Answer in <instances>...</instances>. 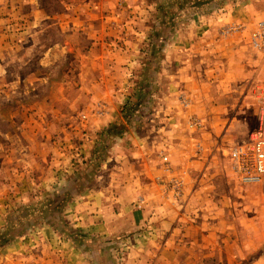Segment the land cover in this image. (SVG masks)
Segmentation results:
<instances>
[{
    "label": "rangeland",
    "instance_id": "374dc122",
    "mask_svg": "<svg viewBox=\"0 0 264 264\" xmlns=\"http://www.w3.org/2000/svg\"><path fill=\"white\" fill-rule=\"evenodd\" d=\"M28 1L26 13L84 25L59 55L45 51L61 38L57 20L0 23V264H155L146 244H183V224L220 244L221 264H264V184L243 185L229 167L258 126L264 55L249 37L264 0ZM113 125L123 133L108 136ZM137 149L166 177L141 175L119 196L159 198L179 217L87 231L82 198L94 189L120 204L109 198L125 186L106 166L132 165ZM191 149L201 163L183 167Z\"/></svg>",
    "mask_w": 264,
    "mask_h": 264
},
{
    "label": "crops",
    "instance_id": "0c3cea01",
    "mask_svg": "<svg viewBox=\"0 0 264 264\" xmlns=\"http://www.w3.org/2000/svg\"><path fill=\"white\" fill-rule=\"evenodd\" d=\"M18 6H15L14 4H11L12 1H0V23L13 25L15 26H27V25H37L40 23L41 19H50L52 21L57 20L55 22V25L59 26V30L61 31V38H59L58 41L55 42L54 45L50 46L45 51L50 52H57L59 55H65V53H68L71 51L69 49L70 47L73 49L77 45L74 43L75 37L74 35L78 36L80 33H75V30L78 31V28L82 25H84V22H82L80 19H74L72 18H51V17H43L38 18L35 15V11L31 13H26V11H23V6H27L29 2L28 0H18ZM14 3V2H12ZM34 3V2H33ZM10 8V9H9ZM34 10H36L33 7ZM17 10L18 16L15 17L10 14L13 11ZM8 12V13H7ZM18 20V21H17ZM82 28V27H81ZM81 32L84 31V29H81ZM19 30H26V28H21ZM74 32V33H73ZM27 32L21 33V38L23 35H26ZM73 34V35H72ZM83 34V33H82ZM37 33L35 34H29V36H25V42H27V39H36ZM85 36V34H83ZM90 38V36H87ZM19 44H22V40L19 41ZM22 49V48H21ZM39 50H43L42 47L38 48ZM44 51V52H45ZM77 51H79L77 49ZM25 55L27 57L28 53L26 50H24ZM24 54H22L23 56ZM82 57H86L85 54H83V51L80 54ZM43 56H48L47 54H43ZM197 147V146H196ZM197 150V149H196ZM196 150H183V167L189 168L191 164L201 163L200 160L194 161L192 155L195 154ZM198 151V150H197ZM136 156L138 157L141 150L136 151ZM147 161H140L139 160L134 161L132 165L128 164H120L118 163H109L106 168L110 170V176L113 181L118 179V183L121 185H124L125 187L123 189L117 190L114 192L109 198V200L117 199L116 202H119L120 204L116 203H110L107 200H104L105 194L98 190H91L90 197L82 198L84 200L89 199V202L86 203V209H88L85 212V218L87 219V222H82L80 224L81 226L88 227L87 231H93L91 226H95L96 231L100 232L101 234L107 235V234H113L114 231H116L117 225L119 227L125 226L129 221L132 222L134 225V229L140 228L143 222L146 219L151 218L150 221H158L160 222L164 217H179V212L177 210L179 209H172L170 210V206L168 203L166 204L165 209H161V205L163 204L159 198H156L153 202L146 196H140L139 201L138 199V193L137 199L132 200V202H128L127 200L123 199V197H120L124 189H126L129 184L130 180H141V175H146L147 178H150L152 180H158L161 177H166V174L164 172V169L156 162L155 158H147ZM118 164V165H116ZM116 171L112 172L114 167H116ZM126 166H131L133 168V171L130 173H127ZM142 167H147L149 169L147 172H141ZM129 171V170H128ZM160 181V180H158ZM116 182V181H115ZM201 183V182H199ZM136 185V184H135ZM155 185V183H154ZM111 186L112 185L111 183ZM140 189V187H139ZM195 194H199L198 190H195ZM130 194V192L128 193ZM140 194V193H139ZM88 196V195H87ZM157 197H160L159 195H156ZM116 197V198H115ZM118 197V198H117ZM133 199V198H131ZM124 200V201H123ZM129 200V199H128ZM88 201V200H87ZM126 201V202H125ZM86 202V201H85ZM135 203V205H133ZM157 206V207H156ZM156 207V208H154ZM170 210V211H169ZM131 211V212H130ZM186 212V211H185ZM159 219V220H158ZM170 223V218H167ZM131 223L129 225H132ZM100 225V227H99ZM172 231V230H171ZM196 226L192 224H183V238L181 241H183V244H170L172 243L171 240H168V243L165 241L162 243H159L157 239L152 242V244H146L149 257L156 259L155 264H221L220 259V244H202L203 240H200L195 234L197 233ZM177 233L178 230H175ZM180 232V231H179ZM228 251L230 249H227ZM145 251V250H144ZM215 261V262H214ZM226 264V263H224ZM230 264V263H227Z\"/></svg>",
    "mask_w": 264,
    "mask_h": 264
},
{
    "label": "built area",
    "instance_id": "2783aa9c",
    "mask_svg": "<svg viewBox=\"0 0 264 264\" xmlns=\"http://www.w3.org/2000/svg\"><path fill=\"white\" fill-rule=\"evenodd\" d=\"M235 29L244 26L239 24ZM251 47L259 54L264 55V17L260 19L250 33ZM264 91V90H263ZM190 127L198 130L202 122L195 119ZM230 172L243 185L256 186L264 184V92L259 99L258 126L249 135L248 140L233 147L229 152ZM163 163L169 171L170 161L163 158Z\"/></svg>",
    "mask_w": 264,
    "mask_h": 264
},
{
    "label": "trees",
    "instance_id": "16d2710c",
    "mask_svg": "<svg viewBox=\"0 0 264 264\" xmlns=\"http://www.w3.org/2000/svg\"><path fill=\"white\" fill-rule=\"evenodd\" d=\"M126 110V108L124 109V111ZM127 110L125 111V114H127ZM104 132H106V134L108 135V136H113V135H118V134H122L123 132H122V130L121 129H119V126L118 125H113V126H111L110 128H107V129H105V131ZM60 206V205H59ZM4 241H6V240H4ZM4 245V244H3Z\"/></svg>",
    "mask_w": 264,
    "mask_h": 264
}]
</instances>
